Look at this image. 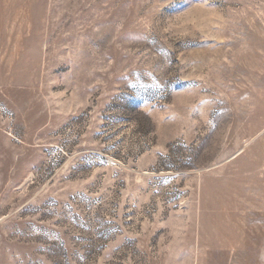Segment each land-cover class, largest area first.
<instances>
[{"label": "rangeland", "instance_id": "1", "mask_svg": "<svg viewBox=\"0 0 264 264\" xmlns=\"http://www.w3.org/2000/svg\"><path fill=\"white\" fill-rule=\"evenodd\" d=\"M0 264H264V0H0Z\"/></svg>", "mask_w": 264, "mask_h": 264}]
</instances>
